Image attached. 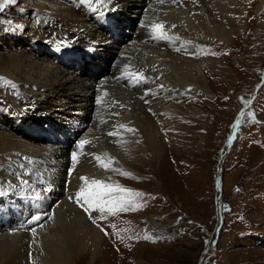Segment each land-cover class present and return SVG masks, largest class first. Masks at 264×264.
<instances>
[{
    "label": "bare ground",
    "instance_id": "1",
    "mask_svg": "<svg viewBox=\"0 0 264 264\" xmlns=\"http://www.w3.org/2000/svg\"><path fill=\"white\" fill-rule=\"evenodd\" d=\"M83 1L74 0L73 4L65 5L54 0H33L53 22L57 20L61 34L53 37L50 46L57 47L58 53L74 48L105 55V47L117 43L110 29L116 25L115 22L111 27L114 20L111 14L120 23L143 7L145 21L136 26L132 47L119 53L114 70L103 69L93 76L84 77L66 68L60 62L63 58L57 56L41 60L40 45L32 36L37 33L36 20L21 37L25 50L15 49L16 52L7 56L16 63L14 68H19V72L25 70L20 76L11 71L6 77L22 88L26 99L17 106L2 99L0 107L3 119L0 122V264L20 261L17 251L21 240L30 244L25 253L37 264H74L75 249L83 250L93 241L90 245L97 252L101 231L97 221L90 223L89 219L100 215V208L84 205L89 207L85 212L83 201L76 202L77 193L95 188L92 180L115 189L122 188L119 178L140 183L141 177L149 174L144 162L137 160L134 168L130 157L136 151L150 161H157L162 154L161 131L171 125L173 112H182L177 101L189 93L210 96L215 83L224 85L220 77H226L231 66L228 57L231 50L226 47L247 39L256 3V0H102L97 5L98 0H91V4L88 2L91 6L86 7L82 6ZM231 18L238 23L234 34L227 31ZM52 24L47 23L46 27L50 29ZM154 25H163L166 38H158ZM49 29L51 36L55 31ZM3 40L8 42L6 36ZM17 41L16 37L12 39L16 47ZM218 42L223 44L214 49ZM100 59L109 62L105 57ZM90 102H94L96 112L92 116ZM102 116H108L109 122ZM55 118L58 122L65 120L67 128L54 124ZM29 120L35 134L45 135L39 143L32 142L15 127V123ZM82 140L87 143L81 148ZM73 153H76L75 161ZM246 154L244 170L254 162L252 172L258 179V185L248 184L252 186L249 195L261 198L264 156L255 159L249 150ZM179 156V149L168 150L160 168L154 171L156 176L162 178L168 167L175 166ZM112 164L126 171L114 175L109 170ZM80 177H86L87 184ZM138 209L135 203L127 209L121 221L118 220L114 235L127 245L129 252H132L131 239H137L140 244L146 240L145 230L134 224ZM32 213L42 219L34 223L28 219ZM35 225L42 226L30 230ZM136 229L138 234L133 236Z\"/></svg>",
    "mask_w": 264,
    "mask_h": 264
},
{
    "label": "rangeland",
    "instance_id": "2",
    "mask_svg": "<svg viewBox=\"0 0 264 264\" xmlns=\"http://www.w3.org/2000/svg\"><path fill=\"white\" fill-rule=\"evenodd\" d=\"M54 1L65 5L74 3V0ZM84 1L82 6H91V0ZM101 2L98 0L97 5ZM0 4H4L0 9V107L2 99L12 106L26 99L22 88L6 77L11 71L20 76V72L24 73L25 70L19 72V68H14L16 63L9 61L7 56L16 52L15 49L25 50L21 37L33 20H36L34 26L37 33L32 36L40 45L39 58H63L60 62L66 68H72L87 77L103 69L114 70L120 58L119 53L132 47L134 31L142 24L140 22L144 23L143 14L145 16L146 9L137 7L141 9L140 12L123 18L124 21L121 19L120 23L115 14H111L114 19L111 27L115 22L116 25L110 29L114 31L112 37L117 43L116 46L110 43L105 47V55L99 56L85 50L75 51L74 48H65V53H58L57 47L50 46L53 37L61 34L57 20L53 22L54 19L46 11L37 8L33 0L7 4L5 0H0ZM254 8L248 25L252 30L247 39L232 42L226 47L231 50L228 56L231 66L227 76L220 77L224 85L215 83L210 96L189 93L177 101L182 112H173L171 125L161 131L159 145L162 154L157 161H150L134 152L133 157H130L131 165L137 168L135 162L142 161L150 170L149 174L143 175L140 183L118 177L121 187L129 192L121 193L115 191V188L111 195L117 199L123 197L126 210H117L113 214L108 211L110 205L105 204L100 215L89 219L90 223L96 220L101 231L98 253L90 245L94 241L83 250L76 248L74 264H264V195L261 198L256 194L249 195L252 186L248 184L258 185V179L252 172L254 162L244 170L247 150L250 155L254 154L255 159L264 156V0H256ZM236 9L229 11L235 13ZM231 19L227 31L234 34L238 23L234 18ZM47 23L53 27L47 28ZM132 25L135 29L131 28ZM47 29L56 34L51 33V37ZM3 36L8 38V42L3 40ZM14 37L18 40L17 47L16 43H12ZM221 44L218 42L213 48ZM100 57H105L109 62H103ZM127 65L129 67L130 63ZM209 98L217 100L211 101ZM58 102L55 101L53 106H57ZM89 104L92 116L96 113L94 102ZM102 117L107 118L106 121L109 119L108 116ZM2 120L0 112V122ZM57 120L54 119V124L59 123L67 128L65 120ZM31 123V120L22 124L15 123V127L29 140L39 143L45 135L35 134ZM174 148L180 150L178 162L168 167L162 178L157 177L154 171L160 168L166 152ZM109 170L114 175L126 171L114 164ZM133 203L139 205L134 224L145 230L146 240L140 244L137 239H131L132 252H129L126 244L120 239L116 240L114 235L119 227L118 222ZM36 215L32 213L28 219L32 220ZM41 226L35 225L30 230ZM137 234V229L132 232L133 236ZM28 245L25 240L19 242L20 249L17 252L21 259L16 264H37L35 259L25 253Z\"/></svg>",
    "mask_w": 264,
    "mask_h": 264
},
{
    "label": "snow or ice",
    "instance_id": "3",
    "mask_svg": "<svg viewBox=\"0 0 264 264\" xmlns=\"http://www.w3.org/2000/svg\"><path fill=\"white\" fill-rule=\"evenodd\" d=\"M13 2V0H5V4L7 3H11ZM4 7V4H0V9H2ZM154 30L159 32V37L158 38H166L164 32L162 31L163 29V25H154L153 26ZM129 131H132L131 129H129ZM87 143V141H80V147L82 148L85 144ZM73 156V161L76 160V153L72 154ZM96 159H99V157H96ZM105 167H107L105 165ZM127 175V173H126ZM81 180H84L85 183L87 184V178L86 177H80ZM91 184L95 186V188H85V189H81L78 193H77V197L79 199L76 200V202L78 204H81V201H83V203L81 204L82 207H84V205H89V206H98L100 208V211L103 212L104 211V205L108 204L110 205L108 208V211L110 213H115V211L119 210V211H123L126 210V201L124 200L123 197L120 198H114L112 197V192L113 189L111 186L109 185H104L102 184L100 181L97 180H92ZM115 191H119L121 193H127L129 192L128 189H124V188H120L119 186H117V188L115 189ZM131 195H135V196H139L141 195L140 193H131ZM84 211L88 212L89 211V207H84ZM42 218L41 216L37 215L33 218V222H38L40 221Z\"/></svg>",
    "mask_w": 264,
    "mask_h": 264
}]
</instances>
